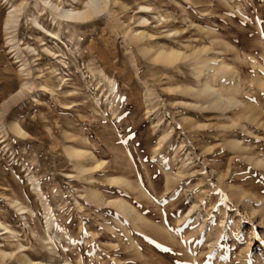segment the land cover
Listing matches in <instances>:
<instances>
[{
	"label": "rangeland",
	"instance_id": "obj_1",
	"mask_svg": "<svg viewBox=\"0 0 264 264\" xmlns=\"http://www.w3.org/2000/svg\"><path fill=\"white\" fill-rule=\"evenodd\" d=\"M43 1L0 0V264H264V0Z\"/></svg>",
	"mask_w": 264,
	"mask_h": 264
},
{
	"label": "bare ground",
	"instance_id": "obj_2",
	"mask_svg": "<svg viewBox=\"0 0 264 264\" xmlns=\"http://www.w3.org/2000/svg\"><path fill=\"white\" fill-rule=\"evenodd\" d=\"M7 1L8 0H5V2H7ZM72 1L74 3L81 2L79 0H72ZM43 2L45 3L44 4L45 7H43V9H42L43 11L41 10L42 13L43 14H46L47 16H50L51 19H52V21H53V23L55 24V26L60 31L61 30L67 31L70 28V26H73L74 24H83V23L85 24L90 19L94 18L95 16L97 17L98 15H102V13L109 11L110 10V6H111V0H84V2H83L84 9H78V8H76L74 6V3H72L71 5L66 6L65 3L63 2V0H44ZM35 5L39 9L38 4H35ZM11 8H12V10L8 12V14L6 16V19H5L6 20V22H5V29L7 31V35H6L7 42H8L9 45L12 46L16 42V39H15V36L13 35L12 30L15 29L16 26L19 23V19H20V16H21V9H17L15 6H12ZM143 8L145 9L146 7H143ZM146 11H147V9H146ZM34 25L44 35H46L47 37H51V38L53 37L54 39H57V40L62 39L61 35L58 32H50L49 30H47V28L44 27V25L39 20L35 19ZM44 45L47 46L46 43H44ZM28 48L32 52L36 53V50L35 49H32L31 47H28ZM12 51L14 53H16V58L19 59V55L21 56V49L20 48H17L16 46H13L12 47ZM45 51H46V53H48V54H50L52 56L54 55V56H57L58 57V55H59L58 52L49 49V47H45ZM158 56H157L158 59L156 58V60H158V62H160V63H162L164 65H167V66L173 65V64L177 63V61L184 60L185 59L182 56V54H181V52L179 50H174V49H172L171 51H168V52L167 51L166 52H163V53L160 52V55H158ZM56 59H59V58H56ZM201 65H202V63H197L196 69H197V72L198 73H200L201 71L203 72V69L200 70V68H199V66H201ZM22 66L23 67L21 69H23V71L26 73L27 77L28 76L30 77L31 72L27 70L29 68L26 67V64H24V62L22 64ZM214 67H215L214 68L215 71H217L216 65ZM201 74L202 73H200V75ZM33 85L34 84H31L30 81L29 82L22 83L21 84V88H20V90L17 93V96L26 94V92H29V91L31 92V90H33ZM113 87H115V84H113ZM208 88L210 89V90H207L208 92L209 91L214 92V89L212 87H210V85H209ZM229 89L230 90H233V89H236V87L234 88V86L230 85L229 86ZM216 91H217V94H218L217 95L218 98L219 97L221 99H224L225 98V97H223V95L220 92L218 93V90H216ZM206 95H208V94H206ZM203 99H204V97H203ZM229 102L230 103H236V101H235V99L233 97L231 99H229ZM72 150H73V152L75 154H78V153H80L82 151V150H78V149H75V148H72ZM97 169H98V167H97ZM83 171H87V169L84 167V168H82V172ZM36 187L37 186L34 185V189L33 190H35ZM92 198L96 199V195L95 194L94 195L92 194ZM99 202H100V200H99ZM100 203H102V202H100ZM111 203H110V205H111ZM114 203H112V204H114ZM117 204H119V203H117ZM18 206H19L18 207V211L20 212V214L24 215L25 213L28 212V209L25 206L23 207L21 204L18 205ZM118 208L122 212V214L126 210L128 211L130 209V207H128V204H126L125 201L120 202ZM52 221L53 220H52V217L51 216L47 217V227L48 228L52 224ZM0 227L3 228V231H4V233H0V235H7L8 233L13 234V232L9 228L5 227L2 224V222H0ZM20 248L21 249H24L23 246H21ZM3 255H5V254H3ZM25 264H67V263H54V262L44 261V260L38 261V260H33L30 257L26 256V258H25Z\"/></svg>",
	"mask_w": 264,
	"mask_h": 264
}]
</instances>
